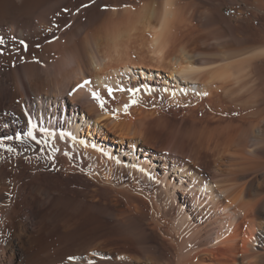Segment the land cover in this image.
Masks as SVG:
<instances>
[{"label":"bare ground","instance_id":"bare-ground-1","mask_svg":"<svg viewBox=\"0 0 264 264\" xmlns=\"http://www.w3.org/2000/svg\"><path fill=\"white\" fill-rule=\"evenodd\" d=\"M255 1L259 12L239 10L250 0H0V264H136L135 248L141 247L165 264L263 263L264 187L256 189L246 178L240 186L217 179L228 158L244 159L237 166L228 160L235 173L255 164L247 159L264 162V118L226 110L238 99L241 111L251 107L244 77L254 54L264 60V0ZM188 3L204 14L196 18ZM216 28L231 35L221 49L199 33ZM240 43L256 53L249 55V47L246 57V50L236 53ZM167 73L177 85L158 88L162 78L172 82ZM137 74L144 77L142 87ZM84 81L90 83L78 87ZM30 121L35 140L27 136ZM94 134L108 142L105 148L90 141ZM127 147L145 152L130 169L139 187L152 184L155 158L181 171L179 179L187 176L186 186L165 172L161 216L175 212L180 227L197 223L207 234L218 224L216 244L174 258L169 250L179 245L160 212L152 210L148 218L144 206L129 201L123 207L112 195L96 201L101 195L90 179L78 183V174L90 176L89 160L93 170L112 178L113 191L130 192L118 186L124 164L113 152ZM237 161L249 162L239 169ZM182 185L189 188L184 199L178 195ZM196 186L203 187V199Z\"/></svg>","mask_w":264,"mask_h":264},{"label":"rangeland","instance_id":"rangeland-1","mask_svg":"<svg viewBox=\"0 0 264 264\" xmlns=\"http://www.w3.org/2000/svg\"><path fill=\"white\" fill-rule=\"evenodd\" d=\"M188 1H190V0H188ZM249 1V0H248ZM254 2H252V0H250V2L248 3H246V5H245V2H243V3H241V4H239V6H238V8H239V10H241V8L243 9V10H247L248 9V11H250L251 9V11H253L254 9L256 10V12L258 11H260L259 10V8H258V4H257V2L255 1V0H253ZM248 4V5H247ZM124 7H126V8H130V7H128V6H130L129 4H124L123 5ZM242 6V7H241ZM243 7H245V8H243ZM126 8H123V9H125L126 10ZM187 9L189 8L190 9V11L192 10V11H196V13H197V16H196V18L199 16H201L202 14H204V8L203 9H200L199 7L197 8V6H196V8H195V5H193V4H191V3H188V7H186ZM231 8H233L232 7V5H228V6H226V11L228 12V14L229 13H231ZM188 9V10H189ZM254 10V11H255ZM199 11V12H198ZM201 12V13H200ZM201 14V15H200ZM262 15V17L264 16L263 14H261ZM261 15L259 16V18L261 17ZM198 17V18H199ZM261 17V20L264 22V17L262 18ZM236 18H239V15H236ZM195 21H197V19L195 20ZM217 29V30H216ZM215 30H212L211 31V29H210V32H209V29H208V31L207 30H201L199 33L200 34H202V35H204L203 36V41H204V43L205 42H211L213 45H210V44H208V45H210L211 47H214V45H216L215 47L217 48H219L220 47V49L222 48L221 46H223L224 45V43H226L227 41H229V39H231L230 38V33L228 32V31H225V30H221V29H218V28H216ZM216 31H218V32H216ZM225 31V32H224ZM242 31H241V29L240 30H238L237 31V33L238 34H240ZM207 34V35H206ZM227 34V35H226ZM229 34V35H228ZM237 34V35H238ZM223 35V36H222ZM243 35V32L239 35V37H241ZM217 38H219V39H217ZM224 40V41H223ZM217 43H216V42ZM207 42V43H208ZM221 42V43H220ZM262 45H263V42H261V41H259ZM258 42V44L257 45H259L260 43ZM245 44H247V43H245ZM260 44V45H261ZM204 45H207V44H204ZM203 45V46H204ZM239 46H240V48H238V47H236V49H235V52L237 53V51L238 52H242V51H244V50H246V53H241V54H243L242 56H244V57H246L245 55H247L250 51V49L252 48H254V47H249L250 45H248V47L250 48L249 50H248V47H246V45H241V43L240 44H238ZM237 45V46H238ZM259 45V46H260ZM209 46V47H210ZM242 46V47H241ZM244 46L246 47V48H244ZM238 48V49H237ZM237 50V51H236ZM242 50V51H241ZM247 51H249V52H247ZM253 52H250V54L249 55H251L252 53L254 54V52L256 53V50L255 49H253L252 50ZM240 56H241V54L240 53H238ZM257 54H259V53H257ZM257 54H254V56L256 55V57H254L255 59H251V60H253L252 61V64L250 63V60L249 61H247V62H249L252 66H251V68L249 67L250 65H249V63H248V65L249 66H247V67H249V69H247L248 71L250 70V76H248L247 75V70L245 71L246 72V75L248 76V82H247V80H246V78H247V76H246V78L244 77V80H245V97L244 98H246L247 97V99H248V101H249V103L251 104V105H247L246 103H244L245 105H247V106H251V107H245L244 109H245V111L246 112H244V110L243 111H241V109L240 108H242V107H244V106H242L241 107V105H239L240 107H238V104H241L240 102H239V99H238V102H231V104H233V106L231 105H229V104H227L228 105V107L226 108V110H227V113L229 112L231 115H235V114H237V115H235V116H239L240 114H242V113H246V115L249 117V116H251V117H253V119L255 118H257L256 120H258V121H260V120H263V118H264V60H262V55L261 54H259V55H257ZM248 56V55H247ZM257 56H259L258 58H257ZM264 57V56H263ZM252 58H253V56H252ZM247 63H245V65H246ZM261 64V65H260ZM260 65V66H259ZM262 66V67H261ZM252 69V70H251ZM261 69H262V71H261ZM136 71H140L139 70V68H138V70H136ZM156 71L154 72V74H153V76L151 77V78H149V82H153L157 77H156ZM166 76L169 78V81H172L171 83H169V82H166V81H164L163 80V78L162 77H160V78H162L161 80H160V82H162V83H158V88H159V86L161 85V84H163V85H168V84H170L171 86H172V88H174L176 85H177V79L174 77V78H170L171 76H169V74L167 73L166 74ZM147 78V77H146ZM150 79H152V80H150ZM147 80V79H146ZM143 81H144V77H142L141 76V74H140V76H139V74H137V76H136V82H137V84L139 83L140 85H141V87H142V83H143ZM249 81H250V83H249ZM251 82H252V84H251ZM246 83H249V86H248V84H246ZM261 83V84H260ZM153 84V83H152ZM248 86V87H247ZM250 87V88H249ZM250 90H248V89ZM163 90V89H162ZM247 90H248V92H247ZM252 91V92H251ZM164 94H167V93H172V92H170V91H162ZM182 92V91H181ZM177 93L176 92H174L173 91V95H176ZM253 94V95H252ZM250 95L252 96V98L250 97ZM236 96V95H235ZM248 96L252 99L251 101L249 100V98H248ZM236 98H237V96H236ZM244 98H242L243 100H245ZM246 99V100H247ZM241 100V99H240ZM243 100H241V102L243 101ZM245 100V101H246ZM162 101L163 102H166L167 103V101H169V100H165V98H162ZM247 101V102H248ZM253 101V102H252ZM169 103V102H168ZM188 103H190V104H192L193 102L192 101H188ZM248 103V104H249ZM242 104H243V102H242ZM232 107V108H231ZM236 107H238L239 109H240V111H239V109L238 108H236ZM253 107V108H252ZM236 108V109H235ZM243 109V108H242ZM247 109H248V111L249 112H251L250 110H252V112L251 113H249L248 111H247ZM253 109H254V111H253ZM230 110V111H229ZM233 110V111H232ZM239 112V113H238ZM241 112V113H240ZM247 112H248V114H247ZM255 112V113H254ZM226 113V114H227ZM228 113V114H229ZM255 115H254V114ZM239 114V115H238ZM173 115V114H172ZM244 115V114H243ZM250 117V118H251ZM78 123H81L82 124V121H81V118L79 117V120H78ZM263 123H264V121H263ZM73 127V126H72ZM82 127H86V125H85V123L83 122V125H82ZM74 129H75V127H74ZM79 133V132H78ZM84 136V133H81V138ZM92 137H94V139L93 138H90V141H92L93 143H97V140H98V142H101L102 144H104L103 146H104V148H105V144L106 143H108L107 141H102L101 140V138L99 139V135L98 134H94ZM80 138V139H81ZM84 138V137H83ZM126 152H124V150L122 149L120 152L117 150V148L113 151L115 154H117V156H119L120 154H121V156H120V158H121V160L123 161V164H124V171L122 172V174H121V177H118V179H119V185L118 186H120V187H125V186H127L128 188H129V190H130V192H127V193H125V192H123V193H120V192H115V191H113V189H111V187H110V185H108V183L110 184L111 182H112V178L110 177L109 179H108V177H105V176H102L99 172H97L96 170H93L92 169V167H94V164L93 163H90V161L88 160V162L86 163V168H88V170L86 169V171H89L90 173L89 174H87V175H90L87 179L85 178V176H82V175H79V176H81L80 178H79V176L77 175L76 176V180L78 181L79 179H81L82 177V179H84V180H79L78 181V183H80V184H82V183H87V182H89V179H90V181L92 182V184L94 185V188H96V190L98 189V190H100V191H98L97 190V194H96V197L97 196H100L101 198H96V201H99V199H101V200H103L107 195H112L111 197L113 198V200L114 201H116L117 199V201L118 202H120L119 204L122 206L123 205V207H125V206H127L128 204H130L131 202H134V203H131V204H135L136 202L137 203H139L138 205H139V207H140V205H141V208L143 207V209H144V211H143V213H142V215L144 214V216H146V217H148V218H151V213L154 211L155 213H159L160 212V210L162 209V206L161 205H163V202H164V199H163V196L161 195V193H160V184H161V180L163 179V177H164V175H165V172L167 171V177L168 178H174V180L176 181V182H178V183H181V184H183L184 183V185L186 184V186L187 185H189V182H186L185 181V179H187V176H185L183 179L184 180H181V179H179V176H178V174L179 173H181V171L180 172H175L174 171V169L172 170L171 168H169V165H165L164 163V161L163 160H161L160 158H155L154 160H153V164L154 163H156L155 165H154V167H155V170H154V175L151 177V182H152V184H150L149 186H147V188H143V187H139L137 184V181L136 180H133L132 179V177H131V175H130V169L131 168H135L136 166H138L139 165V159H143L144 158V155H145V152H142V151H140L139 149L137 150V149H135V150H130V151H128L129 150V147H127L126 149ZM258 154H260V152L258 153ZM137 155V156H136ZM146 157L148 158L149 156L148 155H146ZM151 157H149L148 159H150ZM230 158H228V160H229ZM236 160L237 159H242V158H235ZM228 160L226 161V163H228L227 165H229V164H233L235 161L233 160V159H230V160H233L234 162H228ZM229 160V161H230ZM242 160H244V159H242ZM247 160H249V161H252V162H255V164L254 163H251V162H247L246 161V163H248V166L249 165H252V166H249L250 168H248V166L246 165V163H244L245 161H241V162H243L244 164H241V162L239 163V161H237L238 163H239V169H241V167L242 166H240V165H246V169H244V167L245 166H243L242 167V172H241V170H240V172L238 173V171H237V173H235L234 171H233V169H235L236 167L235 166H237V163L235 162V166H233V165H229V166H227V165H224V164H222L221 165V167H219V175L220 176H218V178L217 179H219V181H221V182H219V184L221 185V184H224V185H228V184H232V183H234L233 185H237V186H240L241 184H245L244 182H245V180H246V182H254L255 183V185H254V187L256 188V189H258V188H261V187H264V181H262V180H264V162H263V159L260 157V156H256V158L254 157L252 160H250V159H247ZM258 161V162H257ZM138 162V163H137ZM262 162V163H261ZM87 164H89V165H87ZM93 164V165H92ZM152 164V165H153ZM255 165V166H254ZM230 166H231V169H230ZM232 166L234 167V168H232ZM251 167H252V170L253 171H251L250 169H251ZM225 168V169H224ZM229 169V170H228ZM248 169V170H247ZM236 170H237V168H236ZM244 170H245V172H244ZM250 170V171H249ZM232 172H234V173H232ZM248 172V173H247ZM107 173H108V171H107ZM259 175H258V174ZM239 174V175H238ZM245 174V175H244ZM226 177H225V176ZM231 176V179L230 178H228V177H230ZM243 175V176H242ZM248 175V176H247ZM240 176V177H239ZM92 177V178H91ZM221 177V178H220ZM223 177V178H222ZM235 177L237 178V179H235ZM254 177V178H253ZM246 178V179H245ZM91 179H93V180H91ZM96 179V180H95ZM224 179V180H223ZM229 179V180H228ZM234 181H233V180ZM241 179H242V181H241ZM254 179V180H253ZM75 180V181H76ZM86 180H88V181H86ZM190 180V179H189ZM238 180H240V182L238 181ZM251 180V181H250ZM253 180V181H252ZM94 181V182H93ZM99 181L101 182V183H99ZM225 181V182H224ZM232 181V182H231ZM244 181V182H243ZM98 182V183H97ZM235 182H237V183H235ZM239 182V183H238ZM262 182V183H261ZM261 183V184H260ZM103 184V185H102ZM111 184H113V183H111ZM219 184H214L213 183V185H214V188H219ZM260 184V185H259ZM263 184V186H261ZM96 185V186H95ZM100 185V186H99ZM135 185V186H134ZM258 185V186H257ZM106 188V189H105ZM178 188V187H177ZM177 188H176V190H177ZM110 189H111V191L113 192H111L110 191ZM180 189H182V191H178V195L180 196V199H184V197H185V195H187V193H188V189H186V190H183V185L182 186H180ZM202 189H203V187H199V186H196V188H195V190L196 191H198V193H199V195H200V197H201V199H203L204 198V193L202 192ZM107 191H108V194H107ZM109 191H110V193H109ZM133 191V192H132ZM207 192H209V191H207ZM100 193V194H99ZM104 195V196H102V194ZM116 193H120V194H116ZM131 193V194H130ZM99 194V195H98ZM115 194V195H114ZM106 195V196H105ZM189 195V194H188ZM114 196H115V198H114ZM118 196V197H117ZM119 196H121L120 197V199H119ZM117 197V198H116ZM143 197V198H142ZM183 197V198H182ZM103 198V199H102ZM110 198V197H109ZM129 198V199H128ZM131 198V199H130ZM116 199V200H115ZM133 199V200H132ZM116 201V202H117ZM129 201H130V203H129ZM128 202V203H127ZM136 203V204H137ZM149 203V204H148ZM136 206V205H135ZM157 207H159L158 209H157ZM161 207V208H160ZM150 210H149V209ZM156 211H155V210ZM153 210V211H152ZM149 212V213H147V212ZM148 215V216H147ZM159 215L161 216V212L159 213ZM150 216V217H149ZM163 216V217H162ZM161 216V220H162V223L163 224H165V222H166V224H165V228L170 232V234L172 235V238L174 239V238H176V239H174L173 241V244L174 245H179V248L177 247V251L179 252L180 251V249H181V251L178 253L177 251H176V249L175 248H173V249H170V248H172L171 246V244H170V246H169V243L167 244L168 245V248L170 249V250H173V251H170L168 248V250H169V252H171V255H174V253L176 254L177 253V256L176 255H174V258H175V256H176V258H179L180 257V255L179 254H183V253H187V252H190V251H193V250H196V248H197V246L199 247V246H201V245H211V246H213L214 244H216L218 241V232H220V231H222L221 229H220V227L221 226H218V224H216V225H214L216 228H217V230L215 231V230H212V232L210 233V234H207V231H206V229H202L201 227H199V225L197 224V223H186L184 226H182V227H180V225L178 224V217H177V215H176V213L175 212H169L167 215H162ZM264 219V218H263ZM92 224H98V223H92ZM264 228V221H263V226H262V229ZM172 231V232H171ZM173 236H175V237H173ZM178 239V240H177ZM175 240H177V241H175ZM263 245H264V238L262 239V241H260ZM259 243V242H258ZM181 247V248H180ZM202 247V246H201ZM139 249H141V250H139ZM135 248V252H137L136 253V255L138 256V259H137V263L136 264H165V263H163L162 261H160V260H158V262H157V260L155 261V258H153L154 257V254H153V252L150 250V249H147V248ZM141 251V252H140ZM151 251V252H150ZM176 251V252H175ZM262 251H263V253H262ZM261 251V256H260V258L262 259V264H264V250H262ZM143 252V253H142ZM147 252H149L148 254H145V253H147ZM173 252V253H172ZM182 252V253H181ZM141 254V255H138V254ZM150 254V256H148ZM151 254H152V256H151ZM178 255H179V257H178ZM172 257V256H171ZM153 258V259H152ZM153 260V261H152ZM155 262V263H154ZM161 262V263H160ZM175 262V261H174Z\"/></svg>","mask_w":264,"mask_h":264},{"label":"snow or ice","instance_id":"snow-or-ice-1","mask_svg":"<svg viewBox=\"0 0 264 264\" xmlns=\"http://www.w3.org/2000/svg\"><path fill=\"white\" fill-rule=\"evenodd\" d=\"M0 43H2V41H0ZM90 82L89 81H84V83L83 84H81V85H78V87H85L87 84H89ZM112 91H113V89H111V88H109L108 89V94L109 95H111L112 94ZM121 91H123V89H121ZM129 91L130 92H135V91H139L138 89H136V90H133V89H129ZM92 96H93V98L94 99H96L97 101H99L100 102V106L101 107H103L104 106V101L100 98V96H99V93H97V92H92ZM133 103H135V101H133ZM128 106L127 105H125V109L127 108ZM30 124H31V121H30ZM36 127V125L35 124H31V128H30V130L27 132V136L28 137H31L32 139H36V137L33 135V132H32V130L31 129H34ZM42 131H47L46 129H42ZM63 135V134H62ZM17 139H20V137L19 136H17L16 137ZM9 139H11L10 137H9ZM40 141H37V143H39ZM9 151H12V149H9Z\"/></svg>","mask_w":264,"mask_h":264}]
</instances>
